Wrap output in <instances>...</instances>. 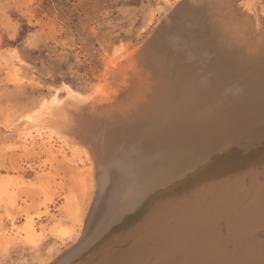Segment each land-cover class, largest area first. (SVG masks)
I'll return each mask as SVG.
<instances>
[{
    "label": "rangeland",
    "instance_id": "obj_1",
    "mask_svg": "<svg viewBox=\"0 0 264 264\" xmlns=\"http://www.w3.org/2000/svg\"><path fill=\"white\" fill-rule=\"evenodd\" d=\"M197 26L205 30L197 33ZM256 32H264V0H0V264H57L82 243L98 204L108 203L100 178L111 170L118 175L122 157L138 155L124 119L102 117L93 137L86 126L97 118L92 111L130 101L129 91L148 75V60L156 62L152 68L160 60L180 71L193 61L191 68L200 71L184 34L206 38V48L231 44L222 34H242L247 39L240 48H250ZM208 55L207 77L221 66ZM245 69L224 75L223 84L245 80ZM70 119L76 125L86 120L89 143L80 125L66 128ZM101 165L107 167L98 170ZM127 186L119 190L124 200Z\"/></svg>",
    "mask_w": 264,
    "mask_h": 264
},
{
    "label": "bare ground",
    "instance_id": "obj_2",
    "mask_svg": "<svg viewBox=\"0 0 264 264\" xmlns=\"http://www.w3.org/2000/svg\"><path fill=\"white\" fill-rule=\"evenodd\" d=\"M203 29L196 27L197 33ZM222 36L231 44L211 42L209 50L206 38L184 34L183 39L195 47L192 54L202 70L191 68L193 61L185 64L186 71L161 63L157 68L160 60L152 68L156 62L147 59L152 84L143 73L145 79L128 90L129 102L116 105L114 111L109 104L92 111L97 118L86 126L90 136L96 135L102 117L105 122L122 118L126 129L121 128L135 134L130 149L138 155L120 158L118 175L107 168L109 177L100 178L105 186L99 180L107 190L102 194L107 205L97 203L99 209L88 220L82 243L57 264H264V32L251 37L250 48H240L247 39L242 34ZM236 45L238 49L232 47ZM165 52L157 55L166 57ZM206 53L215 67L221 65L209 77L204 70L209 66ZM243 69L245 80L223 84L224 75H241ZM71 119L72 126L66 128H77L80 122L77 119L76 125ZM84 121L77 130L89 143ZM101 167L107 166L98 170ZM122 186H127L125 200L119 197Z\"/></svg>",
    "mask_w": 264,
    "mask_h": 264
}]
</instances>
